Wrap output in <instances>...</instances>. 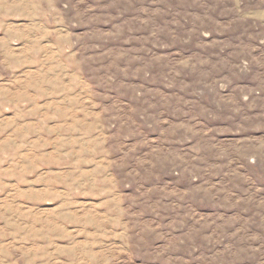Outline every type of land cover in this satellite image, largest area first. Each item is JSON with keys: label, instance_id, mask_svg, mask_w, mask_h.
I'll use <instances>...</instances> for the list:
<instances>
[{"label": "rangeland", "instance_id": "obj_1", "mask_svg": "<svg viewBox=\"0 0 264 264\" xmlns=\"http://www.w3.org/2000/svg\"><path fill=\"white\" fill-rule=\"evenodd\" d=\"M0 264H264V0H0Z\"/></svg>", "mask_w": 264, "mask_h": 264}]
</instances>
